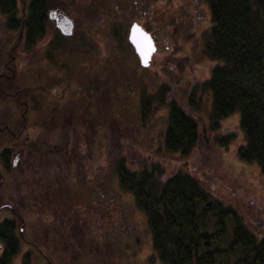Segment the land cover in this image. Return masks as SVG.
<instances>
[{
	"label": "trees",
	"instance_id": "16d2710c",
	"mask_svg": "<svg viewBox=\"0 0 264 264\" xmlns=\"http://www.w3.org/2000/svg\"><path fill=\"white\" fill-rule=\"evenodd\" d=\"M63 1L64 9L73 14L72 4L66 7L69 0ZM108 1L117 2L114 7L121 4L124 10L127 8L120 0ZM204 1L210 13L208 25L198 33L191 29L184 38L191 41L196 60L207 58L213 63L194 81L181 86L175 84L182 102L176 100L175 104L171 97L165 100L167 115L158 132L153 134L154 129L152 134L147 132L153 127L144 117L146 105L154 95L155 110H158L166 90L173 89V80L168 89L163 83L160 87L144 89L141 97L148 99L140 106L135 87H129L130 80L124 90L109 88L103 109L91 104L85 107L79 97L78 102L85 107L80 110L83 122L99 121L103 112L111 114L115 128L127 131L126 136L117 134L116 142L123 141V137L133 138L136 149L149 155L145 158L139 154L140 158L132 163L124 153L118 154L105 167L97 162L91 176L83 179L73 159L75 156L47 161L49 186L54 185V195L59 171L63 170L65 195L72 197L77 190L80 205L104 209L101 214L105 216L106 227L91 241L97 254L95 264H264V237L250 228L231 203L202 184L189 171L187 161L196 146L226 151L239 134L241 142L231 155L234 164L254 163L264 180V0ZM46 5L47 0H0V11L4 13L6 27L18 29V41L23 36L28 44L41 37V26L47 17ZM173 27L176 33L177 24ZM123 71L120 73L131 77ZM165 73L168 74L166 69ZM128 102L131 105L125 106ZM232 114L238 117L236 127L231 130L222 127L219 120ZM100 131V126L94 128L96 144H102V139L107 138ZM147 157L150 161H146ZM170 161L175 164L164 173V164ZM81 185L87 187L82 195ZM20 208L15 209L13 219L0 221L3 243L0 264L10 263L18 249V235L37 248L46 245L48 227L56 240L52 242L53 247L61 257H72L71 253L77 251L81 253V256L76 254L80 258L88 255L85 248L80 252L79 246L73 245L71 227L57 222L52 225L27 222ZM19 225L21 233H17ZM142 231L149 235V241ZM143 244L146 251L142 250ZM43 250L55 264L46 248ZM116 255L122 261H116Z\"/></svg>",
	"mask_w": 264,
	"mask_h": 264
},
{
	"label": "rangeland",
	"instance_id": "374dc122",
	"mask_svg": "<svg viewBox=\"0 0 264 264\" xmlns=\"http://www.w3.org/2000/svg\"><path fill=\"white\" fill-rule=\"evenodd\" d=\"M92 1L69 0L66 7H70V3L72 4L71 13L73 12V14H70L64 9L63 0H47V19L43 25L45 27L43 36L38 40L36 39L35 42H28V44L24 41L23 36L18 41V29L6 27L4 13L0 11V48L4 51L3 57L9 64L13 62L14 57L15 75L18 80H22L16 85L18 87L25 86L31 95L32 91L40 88L41 75L39 73L41 69L37 66L43 65V85L46 86L45 90H47L48 95L49 118L47 127L43 128L37 125L41 119L40 114L30 108L26 113L25 130L20 133L16 132L17 145H21L24 139H27V143L32 145L35 141H40L42 133H45L46 146L53 149L48 153L47 161L48 159L54 161L63 159L67 155L75 156L73 159L76 160L81 179L84 176H91L93 166L95 168L97 162L105 167L118 154L124 153L128 157L127 160L132 163L138 157L140 158V155L146 158L149 154L146 151L141 152L136 149L137 143L133 138L123 137V141L116 142V135H127V131L124 128H115L111 114L108 115L103 112L99 121L86 119L83 122L80 110L83 111L86 105L90 104L95 108H105L107 101L104 102V100L109 88L118 91L124 90L129 80V87H135L140 106L142 102L148 99V97L147 99L141 97L144 89L160 87L161 83L168 89L171 80H173V89L171 91L166 90L163 96L164 101L159 104L158 110H155L154 95L150 97L149 104L146 105L147 111H145L144 117L152 123L151 127H153L147 132L152 134L154 129V134L158 132L157 129L163 127V121L166 119L168 105L165 100L167 101L171 97L175 104H177L176 100L182 102V97L177 96L178 89H176L175 84L181 86L187 81H194L213 63L207 58L196 60L197 57H194L191 41L184 38L187 32L193 30L198 33L199 30L208 25L210 13L204 0H136L137 3L131 0H120V3L127 5L125 10L121 4L119 7H114L117 2L114 4L108 0L106 2L105 0H96L95 5H92ZM29 12L28 9L27 18L30 19L31 14ZM57 12H64L72 20L74 19L75 25L69 35L62 34L55 25L54 18ZM133 20L146 27L155 39L156 50L152 54L151 64L146 67L139 64L133 47L127 40L129 24ZM174 24H177L176 33L174 32ZM9 53H12V57L9 56ZM122 69L129 72L131 77H128L126 73L121 74L120 70ZM165 69L168 74L165 73ZM7 72L10 73L11 71L7 70ZM135 74H137V80ZM22 75L23 78L21 79ZM94 75L97 76L95 80L93 79ZM34 94L36 95L35 102L29 100V103L40 105L39 93L36 94L35 92ZM79 97L84 101L85 107L81 106L84 105L83 103L78 102ZM43 98L46 100L45 93ZM90 99L92 102L89 101ZM2 101L3 99H0V107L3 106ZM129 105L131 104L128 102L125 106ZM9 106L11 104L6 103L0 109V117L9 114L4 111V109L10 111ZM54 106L56 108L52 110ZM59 109L62 112L57 117ZM17 111L19 112V110H15L16 116L21 118L19 117L20 112L17 113ZM7 118H10V115ZM237 118V115L232 114L221 118L219 124L231 130L236 127ZM0 121H4V119L0 118ZM98 126L101 127L100 134L107 135V138L102 139V144L94 143V128ZM9 137H11L9 133H0V169L2 175L10 168L9 158H6L5 161L4 156L1 155L3 151L1 148L12 143L8 139ZM240 142L241 136L238 134L232 140L231 147L226 151L196 146L187 159L188 168L213 194L231 203L245 218L250 228L264 237V180L254 163L234 164L231 155L233 148ZM24 147L27 146L24 145ZM130 154H134V156L131 157ZM55 155L57 156L54 157ZM147 158L146 161H150V157ZM174 164L171 161L168 165L164 164V173L169 172ZM17 165L18 161L13 167L18 172L19 167ZM23 168L27 169V166ZM11 174L12 172L8 171L2 178L8 180L11 178ZM27 175L28 172L17 182L11 181L6 185L1 183L3 192L14 191L13 194H19L25 201L34 200L29 193L28 181L30 182V180ZM86 188L83 185L79 187L80 195L86 192ZM28 196L29 198H27ZM38 198H40L39 195ZM80 200L78 197L71 203L66 201L65 207L60 206V208L52 210L41 207L26 208V205L20 208V212L24 214L27 222L33 221L37 224H42V220L51 219L53 210L57 211L59 215L58 210L60 209V214L64 215L65 220L68 216L74 218V221L77 219L76 224L69 221L70 231L73 232V240H70L73 241V245L79 246L80 252L85 248L88 255L85 258H80L76 254L81 256V253L77 251L76 254L71 253L72 257L71 255L70 257H61L58 250L53 247L52 242H56V240L54 234H51L52 230H49L50 227H48V231L45 230L47 244L41 245V247L46 248L47 254L51 256L52 260H55V264H95L97 259L96 249L91 247L93 245L91 241L94 240V237L99 236L97 233L106 227L105 216L101 214L104 209H98L88 204L80 205ZM4 201H7L5 197H3V201L0 200V202ZM14 207L17 209L20 206L15 202ZM9 215L6 207H0V218ZM101 221L104 222L103 226H96V223L100 224ZM142 233L144 234L143 237L149 241V235L143 231ZM18 239L19 247L9 264H52L42 248L30 245L25 242L22 236ZM141 246L142 250L146 251L144 244ZM115 257L117 258L116 261L123 259L118 255Z\"/></svg>",
	"mask_w": 264,
	"mask_h": 264
},
{
	"label": "flooded vegetation",
	"instance_id": "af4514ba",
	"mask_svg": "<svg viewBox=\"0 0 264 264\" xmlns=\"http://www.w3.org/2000/svg\"><path fill=\"white\" fill-rule=\"evenodd\" d=\"M134 3H137L136 0H131ZM47 19V17L45 18ZM46 22V21H45ZM44 25V24H43ZM41 26V35L43 36V29L45 27ZM4 51L2 48H0V99H3L1 104L5 106L6 103H10V111L7 109H4L5 112H8L10 115V118H7L8 115H5L3 117L4 121H0V133L4 134H10L11 137L10 139L12 142L10 145H5L1 149L3 151L1 152V155L4 156V160L6 161V158H9V170L12 172L10 175V179L4 180L2 176L6 175L8 171H6L2 175V170L0 169V188H1V183H4L6 185L8 182L14 181L17 182L18 179L20 180L21 175L24 173L28 172V178L30 180V189L29 193L31 198L34 200L32 201H25L19 194H13L14 191H9V192H3V187L0 189V200L3 201V197L7 199V201L0 202V207H6L9 210V213L15 209L14 205L15 202L18 203L19 206L21 207H41V208H47V209H57L60 208V206H64L65 202H72V200L77 199L79 197L77 190L74 191V194L72 197L69 195L64 194V174L65 172L63 170L59 171L60 178L56 181L57 182V190L56 194H53L52 188L54 185L51 187L49 186V170L47 167V158H48V153L51 152L52 150L50 148H47L46 146V137L45 133H42V138H40V141L37 140L35 143L28 144L27 139L22 140L21 145H17V133L23 132L25 129L26 125V113L30 108L32 110H35V112L40 114V121L38 122L37 125L40 127H47L48 124V118H49V113H48V95H47V90H45L46 86L43 85V65L40 67L37 66V68H40V75H41V85L40 88H37V90L32 91L31 95H29L27 88L25 86L23 87H18L16 84L22 82V80H18V77L15 75V63H14V57H13V62L11 64L8 63V61L3 57ZM9 56L12 57V53H9ZM10 59V58H9ZM7 70L11 71L10 73L7 72ZM97 76L94 75L93 79L95 80ZM23 78V75L21 76V79ZM3 80V81H2ZM26 90V91H24ZM36 92L39 93L41 102L40 105H34L30 104L29 100L32 102H35L36 100V95L34 94ZM46 95V100L44 98L42 99L43 95ZM30 96V97H29ZM2 106V107H3ZM0 107V109L2 108ZM56 107H52V110H54ZM15 110H19L20 115L18 118L16 116ZM17 111V113H19ZM61 110H58L57 117L61 115ZM18 118V119H17ZM56 123V122H54ZM18 128V129H17ZM17 129V131H16ZM17 132V133H16ZM45 132V131H44ZM40 142V143H39ZM39 147H38V145ZM26 145L27 147H24ZM5 154V155H4ZM18 161V172L14 170L13 165H16ZM27 166V169H24L23 167ZM19 174V175H18ZM3 185V186H4ZM41 192V196L39 195L38 192ZM38 195L40 198H38ZM44 198V200H42ZM41 199V200H40ZM66 206V205H65ZM64 206V207H65ZM59 215L57 211L53 210L52 217L49 220H42L46 224H53L54 222L59 223L61 226L67 225L69 226V221H72L73 224L77 223L74 221V218L72 219L71 216L67 217V220L64 219V215L60 214L61 209L58 210ZM8 218H11V215H9ZM3 218H0V221ZM59 220V221H58ZM63 228V227H62Z\"/></svg>",
	"mask_w": 264,
	"mask_h": 264
},
{
	"label": "water",
	"instance_id": "95a60500",
	"mask_svg": "<svg viewBox=\"0 0 264 264\" xmlns=\"http://www.w3.org/2000/svg\"><path fill=\"white\" fill-rule=\"evenodd\" d=\"M54 20L55 25L63 34L71 33L73 23L68 15L63 12H57ZM127 39L138 56L139 64L141 66L149 65L152 54L156 49L155 41L150 32L133 20L129 24Z\"/></svg>",
	"mask_w": 264,
	"mask_h": 264
}]
</instances>
